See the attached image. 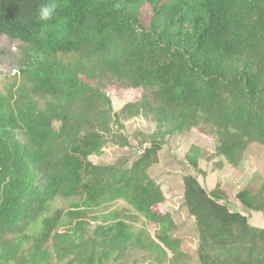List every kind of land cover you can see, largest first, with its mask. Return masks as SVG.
Wrapping results in <instances>:
<instances>
[{"label":"trees","instance_id":"obj_1","mask_svg":"<svg viewBox=\"0 0 264 264\" xmlns=\"http://www.w3.org/2000/svg\"><path fill=\"white\" fill-rule=\"evenodd\" d=\"M45 2L0 0V37L27 47L23 82L0 89V264H139L130 248L149 264H194L171 215L155 210L165 195L149 168L169 135L191 128L234 167L251 143L264 144V0H55L56 16L41 22ZM112 82L149 96L114 112ZM123 115L155 122L138 132L150 145L131 162L93 163L108 142L130 146L112 133ZM202 156L193 144L186 160L204 176ZM183 184L198 264H264V226L222 202L220 184L209 190L190 173ZM237 198L264 211V181ZM119 199L137 213L108 209ZM139 214L158 237L135 227Z\"/></svg>","mask_w":264,"mask_h":264},{"label":"rangeland","instance_id":"obj_2","mask_svg":"<svg viewBox=\"0 0 264 264\" xmlns=\"http://www.w3.org/2000/svg\"><path fill=\"white\" fill-rule=\"evenodd\" d=\"M142 20L148 18V6L142 5L139 9ZM26 45L18 40H12L8 36L0 37V89L7 93L9 84L23 82L24 77L17 73L20 60L24 58L23 52ZM16 74V75H15ZM107 93L112 99L114 112H119L128 102L146 100L149 91L144 89L126 88L116 83L109 84ZM122 127L114 125L112 133L127 137L130 146L121 147L111 142L106 143L100 155H92L90 159L95 164H114L121 159L131 162L140 154L145 146L150 143H142V137L138 133L144 132L150 135L155 130V122L143 115L121 116ZM58 126L59 123L57 122ZM193 144L202 147L203 156L200 159V168L206 172L201 175L187 163L186 154ZM216 140L197 128H191L185 132H175L166 138L162 149L158 152L156 161L150 166L149 174L162 189L165 200L155 206L160 213H169L175 222L171 234L180 241V249L190 261L198 264L199 231L195 217L191 215L184 204L183 177L186 174L196 175L201 183L209 190L220 184L226 192L227 198L222 202L228 204L232 210H239L247 214L252 223L264 226V211H252L245 208L237 198V193L248 188L256 191L264 181V144L253 142L247 148L244 158L239 166L228 164L225 158L217 154ZM223 162V166H219ZM56 206L68 205V201L59 198ZM126 209L128 212L137 213L135 209L123 199L114 201L108 205V209ZM107 209V210H108ZM135 227L147 224L148 230L158 237L159 225L147 216L139 214L133 222ZM130 260L137 259L139 264H149L150 258L137 248H130L128 256ZM186 258V257H185Z\"/></svg>","mask_w":264,"mask_h":264},{"label":"clouds","instance_id":"obj_3","mask_svg":"<svg viewBox=\"0 0 264 264\" xmlns=\"http://www.w3.org/2000/svg\"><path fill=\"white\" fill-rule=\"evenodd\" d=\"M57 10L58 4L55 0H46V2L42 3L37 10L38 20L41 22L52 21L57 14Z\"/></svg>","mask_w":264,"mask_h":264},{"label":"crops","instance_id":"obj_4","mask_svg":"<svg viewBox=\"0 0 264 264\" xmlns=\"http://www.w3.org/2000/svg\"><path fill=\"white\" fill-rule=\"evenodd\" d=\"M256 225H258V224H256Z\"/></svg>","mask_w":264,"mask_h":264}]
</instances>
